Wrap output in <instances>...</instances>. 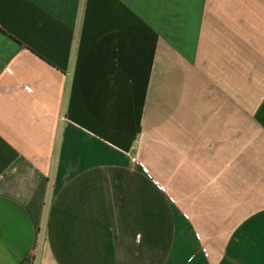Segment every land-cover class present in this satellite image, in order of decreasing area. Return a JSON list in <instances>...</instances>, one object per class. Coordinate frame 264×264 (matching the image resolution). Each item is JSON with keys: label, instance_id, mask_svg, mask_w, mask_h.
<instances>
[{"label": "crops", "instance_id": "obj_1", "mask_svg": "<svg viewBox=\"0 0 264 264\" xmlns=\"http://www.w3.org/2000/svg\"><path fill=\"white\" fill-rule=\"evenodd\" d=\"M0 264H264V0H0Z\"/></svg>", "mask_w": 264, "mask_h": 264}, {"label": "built area", "instance_id": "obj_2", "mask_svg": "<svg viewBox=\"0 0 264 264\" xmlns=\"http://www.w3.org/2000/svg\"><path fill=\"white\" fill-rule=\"evenodd\" d=\"M139 164H140V166H141L142 168H144V166H143L141 163H139ZM147 174H148V172H147ZM157 188L160 189L161 191H164V188H163L161 185H158V184H157Z\"/></svg>", "mask_w": 264, "mask_h": 264}]
</instances>
